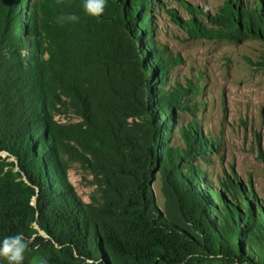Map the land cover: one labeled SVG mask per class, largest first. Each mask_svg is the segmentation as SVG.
<instances>
[{"label":"trees","instance_id":"1","mask_svg":"<svg viewBox=\"0 0 264 264\" xmlns=\"http://www.w3.org/2000/svg\"><path fill=\"white\" fill-rule=\"evenodd\" d=\"M148 1L107 0L96 18L85 0H69L65 16L78 22H59L58 41L45 45L46 5L40 20L31 0H0V152L14 157L0 156V241L23 233L31 241L24 264H264V206L251 183L235 171L219 189L209 183L192 162L214 147L197 122L182 128L185 149L169 143L185 93L152 86L176 58L151 37ZM247 5L226 2L219 30L196 17L185 25L194 37L264 38ZM28 29L34 41L22 38ZM47 51L45 60L38 52ZM69 108L83 118L74 129L55 119ZM73 140L93 156L98 196L90 203L68 178L66 157L84 161ZM155 171L163 206L153 196Z\"/></svg>","mask_w":264,"mask_h":264},{"label":"rangeland","instance_id":"2","mask_svg":"<svg viewBox=\"0 0 264 264\" xmlns=\"http://www.w3.org/2000/svg\"><path fill=\"white\" fill-rule=\"evenodd\" d=\"M228 1H148L149 5L151 2L153 5L154 27L151 37L157 42L158 48L165 49V55L176 58L175 64L169 67L166 80L157 84L161 79L153 78L152 86L156 88L157 93L161 89L165 92L175 89V93L178 89L180 94L185 93L182 107L177 108L174 114L176 127L174 132L169 133V143L185 149L186 144L181 136L182 128L197 122L205 138L214 143V147L199 150L204 154L200 153L192 160L194 165L200 166L215 189L220 188L222 178L235 171L244 183H251L256 199L261 200L264 206V38L248 36L236 40L226 36L194 37L188 30L190 26L185 25L196 17L208 30H219L220 25L214 21ZM240 1L246 7L247 2L251 3L258 13L259 20L264 24V15L258 9L260 4H264V0ZM31 2L39 7L37 19L42 20L45 17V12L40 6L46 5L45 9L49 14L45 27H41L45 45L54 40L58 41L57 30L61 25L58 17L66 15L69 0ZM30 32L31 29L26 30L22 38H25L26 34L34 41L35 37ZM24 53L32 55V51L27 48ZM38 53L43 55L45 60L50 58L48 51L45 54ZM55 119L70 129L83 122L80 114L71 108L64 113H56ZM72 145L81 153L76 155L85 162L78 158L66 157L69 165L68 178L77 194L86 203H90L93 196H98V184L89 163L93 156L84 147L78 146L75 140ZM0 156L14 160V157L5 152H0ZM151 187L153 196L163 206L162 183L156 171ZM24 198L34 205L37 203L35 196L25 194ZM35 264H40V261ZM212 264L227 262L216 260Z\"/></svg>","mask_w":264,"mask_h":264},{"label":"clouds","instance_id":"3","mask_svg":"<svg viewBox=\"0 0 264 264\" xmlns=\"http://www.w3.org/2000/svg\"><path fill=\"white\" fill-rule=\"evenodd\" d=\"M107 0H85L84 10L92 16L99 18L103 15ZM61 23L78 22L79 17L74 14L58 17ZM31 241L26 239L23 233H17L12 236H5L0 241V258H3L7 264H24L25 253L29 250Z\"/></svg>","mask_w":264,"mask_h":264}]
</instances>
